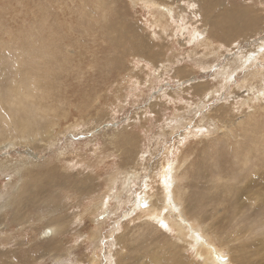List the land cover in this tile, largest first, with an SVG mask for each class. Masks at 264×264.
I'll return each instance as SVG.
<instances>
[{"label": "rangeland", "instance_id": "obj_1", "mask_svg": "<svg viewBox=\"0 0 264 264\" xmlns=\"http://www.w3.org/2000/svg\"><path fill=\"white\" fill-rule=\"evenodd\" d=\"M148 1L173 4L174 0H0V90L5 97L12 89L21 96L32 92V101L49 105V112L54 110L58 118L55 142L35 145L33 152L39 159L35 169H51L57 183L79 182V173L89 171L97 176L89 196H77L72 187L56 193L69 216L93 210L85 211L80 221L70 218L66 244L71 248L64 257L46 254L35 264H88L92 254L101 255L102 264H141L137 258L142 254L156 256L148 253L151 245L164 250L166 263L182 258V264H204L198 257L199 263L193 260L198 256L195 245L171 247L176 233L165 216L167 227L142 212L147 194L166 196L160 171L167 164L169 173L173 168L176 186L187 189L183 195L188 214L213 229L216 245L226 246L221 250L223 260L264 264V136H260L264 135V85L253 75L255 79L241 86L247 73L264 67V0H209L210 12L205 2L179 0L171 6L173 16L159 20L164 24L170 19L165 29L153 24ZM235 7L251 8L248 15H258L257 22L249 18L246 23L247 15L236 9L220 20L226 27L230 21L242 22L239 31H229L234 32L232 40L214 37L226 43L221 48L215 42L214 46L202 44L198 27L211 36V19L216 21L220 13ZM110 23H117L122 32ZM137 42L154 44L155 53L142 52L143 57L132 52ZM241 52L256 57L250 65L253 70L236 72L228 83L220 81L222 65L236 60ZM198 83L204 85L196 92L193 85ZM211 89L215 93L204 102V90ZM249 96V104H242ZM220 106L224 108L218 110ZM208 115L217 118L211 120L213 126L207 124ZM5 129L10 131V125L0 113V130ZM114 133L119 138L112 144ZM125 134L136 145H132L131 159L115 147ZM259 148L253 163L235 156ZM28 151L23 144L8 145L0 148V159H12L21 167ZM8 166L0 167V192L9 188L15 174L14 167ZM131 168L138 172L128 181L126 171ZM99 199L104 206L94 209ZM32 211L34 221L24 231L31 243L38 234L36 228L46 222L38 217V209ZM8 213L11 217V210ZM239 225L251 229L234 239L232 233L239 231ZM1 231V237L16 233ZM124 233L125 241L118 244L117 234ZM120 250L122 254L113 255ZM12 259L7 264H16Z\"/></svg>", "mask_w": 264, "mask_h": 264}, {"label": "bare ground", "instance_id": "obj_2", "mask_svg": "<svg viewBox=\"0 0 264 264\" xmlns=\"http://www.w3.org/2000/svg\"><path fill=\"white\" fill-rule=\"evenodd\" d=\"M153 1L159 2L158 0H153ZM178 1L179 0H174L173 4H176ZM200 1L206 3L208 12H210V10H213L212 9L213 3L211 1H209V0H198V2H200ZM148 2L151 3V1H148ZM159 3L160 4H157V3L152 4L151 3V9L150 10L152 11V16L154 17L153 24H155L156 26H162L165 29L167 27V25L169 24L170 19L169 18L166 19L164 24L160 23L159 20L165 19L166 16H173L174 7H171V6H173V4H171V3L163 4L162 1ZM238 8H240V7H238ZM238 8L235 7L232 9H227V11H223L222 13H220L218 15V17L216 16L217 17L216 21H215V17H213L214 19H211V22H210L211 23V29H210L211 36H209V34H205L204 30L198 27L196 34L201 38L202 44H205L206 46H207V44H209L210 46H214V42H215V43L219 44L218 47H220V46L223 47L226 43L222 45L221 43H219L217 41L223 40V41L228 42L232 38L231 36L234 35V32L229 33V31H239L240 30L239 27L241 26L242 22L239 24H236V21H230V23L229 22L227 23V24H229L228 27L223 25V23L221 22L224 17H226V16L228 17L229 15L233 14L236 11V9H237V13L239 12V14H240V12H241V15H245V14L247 15L248 19H247L246 23H248L249 18L251 19L252 23L257 22L258 15H256V16L248 15V12L252 10L251 8H249V7H247L246 9H243L242 7H241V9H238ZM193 12L195 14L198 13L197 10H193ZM242 12H243V14H242ZM203 17L206 20L208 19V18H205L204 15H203ZM203 17H201L202 21H203ZM111 26L115 27V29L117 31L122 32V29L119 26L117 27V23L111 24ZM247 28L245 30H247ZM136 34H138V32ZM214 37L217 41L213 40ZM153 45L154 44H151V46L149 44L145 45L143 42H141V44H139L137 42V44L132 48L133 49L132 52L138 53L140 56L144 55V54H142V52L147 54V52L152 51L153 53H155L152 50V48L154 47ZM259 45H261V43H259ZM146 47H147L148 51H147ZM203 54L205 55V53H203ZM215 56H216V54H215ZM147 57L150 58V60L154 59V58L149 57V56H147ZM204 61H206V60H204ZM255 61H256V57H254L253 55L249 56L248 53L241 52L240 56L236 60H233L232 62L226 63V65H224V66L222 65V68H220V70L218 69L219 70V78H220L219 80L228 83V81H230L233 78V77L231 78V76H233V74H235L236 72H239L243 69L253 70L252 67H250V65L253 64V62H255ZM247 74H249V75L245 74L246 78L244 80L242 79V81H244V82L241 83V86L245 85V84H249L250 80L255 79L253 77V75H255L257 77V79L262 84V86L264 85V67H258L256 69V71L249 72ZM242 76H244V75H242ZM191 78L192 77H190V79ZM215 79H217L216 76H215ZM222 84H223V82H222ZM201 85H204V84L198 83V84L193 85V87H195L197 90L196 92L199 91V88L201 87ZM241 86H239V87H241ZM253 86H255V85H253ZM259 86L260 85H258V87ZM31 93L28 95L27 91H26L21 96V95H19V94H21L20 92L17 91V93H16V91L14 89H12V94L9 97H5V96H3V93L0 90V113H1V115L4 114V116L6 117V122H8V124L10 125V131L8 129L0 130V148L1 147H7L8 145L16 146L18 144H23V145H26L29 147V151L26 152V154L28 153V156L23 157L22 159L19 157L21 159L20 160L21 167H18V165H16L17 162L14 163L12 159H8V158L0 159V167L2 165L3 166L10 165V167L11 166L14 167L13 171H15V174H13L14 175L13 179H11V181L9 182V188L6 189L5 191L0 192V233L1 234L3 233L1 231V229H4V230H11L12 229L13 231L16 230V233L11 235V236H9V235H5V237L0 236V264H7L8 262H10V260H9L10 258L11 259L13 258L12 260H14L16 264H35L37 259H39L40 257H42L46 254H48L50 256L51 255L56 256L58 258L64 257V255H66L71 248L69 245L66 244V235L69 232V228H70L69 226H71V225H69L70 224L69 223L70 218H72L71 219L72 221H74L75 218L77 219V221L78 220L80 221L83 218L82 215L85 213V211L93 210L91 208H86V209L82 210V213L77 214V216H75V214H74L75 217L69 216L64 211V208L66 207L65 206L66 204H64L65 203L64 200L60 197L58 198L56 193H58V191L62 192V190L65 188L70 189L72 187V188H74V190H73L74 194H76L77 196H82V197L89 196V194H92L91 189L94 188L93 186H95V183L97 181L96 180V178H97L96 173H94L93 171H89V172H86L84 174L79 173L80 174V175H78L79 176V179H78L79 182H76L77 180H75V182H73V181L68 182V179H67V181L64 180L66 182L57 183V182H55V179L52 176L53 171L51 169H49L45 172H39L37 169H35V166L39 164L38 156L36 155V153L33 152L34 148L37 147L35 145L42 143V144L47 146V145L55 142L56 138H58L57 137L58 134H56V132H55V127H56L55 125H58V123H57L58 118H56L53 115V113H55L54 110L52 112H49L50 111V107H48L49 105H46L43 103V106H42L39 102L32 101L33 94H31ZM213 93H215V90H213V89L204 90V92H203V95H205V97L203 98V100H205L204 102H206L207 99L210 100ZM199 94H200V92H199ZM42 97L45 98L44 95H42ZM255 97H257V96H255ZM251 100H252V96H249L248 98H246L242 102V104H245V103L249 104V102ZM196 104L198 105V103H196ZM202 105H204V103H202ZM33 106H35V109H33ZM223 108H224L223 106H220L218 108V110L223 109ZM8 113L10 114V116H8ZM49 113H51V115ZM226 115H228L227 111L223 114V116L226 117ZM209 119L210 120L207 121V124L210 126H213V125H211L212 123H210V122H212L211 120H215L217 118L212 117V115H211V116H209ZM218 120H221V119L219 118ZM223 123H224V121H223ZM213 124H214V126H216L215 123H213ZM254 125H256V124H254ZM257 131H259V130L257 129ZM114 135L112 138H110V142H112V144H115V142H116L115 137L118 136V138H119V134L114 133ZM131 136H132V134H131ZM260 136L263 137L264 135L262 134ZM122 138H123V140H121V138H120L118 140L119 144L116 145L115 147L122 150V153L126 154L125 156H129V158H130V153H132V150H133L132 145H135V144H133L132 140L130 139L129 136H127V134H125L124 137H122ZM254 144L256 145V143H254ZM262 146L264 147V141H263ZM262 146H260V147H262ZM116 148H114V149H116ZM259 155H260V148H259V150L255 151L253 153H250V152H248V153L245 152L242 154L235 153V156L238 159V161H245V160L251 159L252 163L256 160V158ZM211 158H213V157H211ZM19 166H20V164H19ZM169 168H170V165L167 164V165H164L162 168V171H160V176L162 175V177H163L162 181L166 180V182L164 184V187H166V189L168 190V191L165 190L166 196L164 194L163 196L158 197V193L147 194L148 195L146 198L147 200L144 201L147 203V206L142 212L145 211L144 212L145 216H149L148 219L153 217L154 218L153 221H156V222L159 221V222L167 224L164 220H162V216H165V218L168 219V221L173 226V227H171V226L170 227L172 229H174V231L176 233V237H174L175 241L172 240L173 242L171 243L172 248L176 249L180 246H184L185 248H188V246H190V245L191 246L195 245L194 249H196V248L198 249V256H194L195 257L193 259L194 261L199 263L200 261H198V258H200L204 261V264H228V262H225L223 260L222 255H221L222 254L221 250L223 251L222 248H224L226 246L223 245L222 243L219 245H216L217 243H216V239L214 238L215 236L213 237V234H211L213 229L212 228L210 229V227L208 226L207 223L202 222L201 220H199L196 217H191L190 214H188L187 206L185 205V199H184L185 195H183V193L185 194L187 192V191L185 192L186 188H183V186L178 188L176 186L175 183L177 181H174V179L172 177L173 168L170 169V173H169ZM132 170L133 169L131 168V171L130 170L126 171L128 173L127 175H130V179H127L128 181H130L134 175H137L136 173L138 171L137 170L132 171ZM222 172L225 173L224 171H222ZM229 172L226 174V176L228 174H230ZM232 173H233V171H232ZM224 175L225 174H223V176ZM62 178H64V177H62ZM70 178H72V177H70ZM115 179H116V177H115ZM187 179H189V178H187ZM111 180H112L111 182L113 183L114 180L112 177H111ZM180 180H181V178H180ZM114 182H116V181H114ZM189 182H192V181H189ZM117 183L115 184L116 187H118ZM53 184H55V185H53ZM173 184H174V186H173ZM112 186H114V185L111 184V187ZM170 189H172V191H169ZM109 190L111 191V189H109ZM161 195H162V193H161ZM139 198H141V197H139ZM144 202H143V204H144ZM139 203H135V204H137V206H138ZM94 204H95L93 206L94 209L95 208L98 209V208H101L102 206H104L102 200H100V199H99V201H97ZM33 209H38V214H39L38 217L40 219H41V217L45 218L46 222L40 228H36V229H38V234L35 237L36 239H33L34 240L33 243H31L30 242L31 240L30 241L27 240L28 232L24 233V231L29 230V228L32 226V223L34 220L31 218L30 212ZM134 209H135V207H134ZM9 210H11V212H12L11 217L9 216V213H8ZM162 211L167 212L168 216L165 215ZM41 213H42V215H41ZM144 213H142V214H144ZM142 214L140 213L139 216ZM72 224H73V222H72ZM166 226H168V224ZM219 226H221V225H219ZM15 227H17V228L15 229ZM222 229L223 228L220 227V230H222ZM250 229L251 228L248 229L244 225L243 226L239 225V231L232 233L233 238L236 239L237 235H241L244 233L243 231H246V230L248 231ZM92 234H93V232H92ZM124 234H117L115 241H118L117 242L118 244H120V243L123 244V242L125 241L126 238H124V237H126V234H125V236H124ZM244 236H246V235H244ZM231 237H232V235H231ZM5 240H6V242H5ZM232 242H233V239H232ZM46 243H48V246H46ZM40 245H43V247H40ZM126 248H128V247H126ZM142 249H144V248H142ZM163 251L161 248H158L156 246L151 245L149 250H148V253L149 254L156 253V256L154 257V255H153L152 258L151 257L148 258V257H146L148 255L142 254L137 259L139 260V262L140 261L142 262L141 264H158V263L159 264H165L166 263L165 258L167 256H165L162 253ZM172 252H173V250H172ZM196 252H197V250H196ZM118 253L122 254L123 251L122 250L116 251V253H114L113 255L117 257ZM148 253H146V254H148ZM92 255L93 256L89 257L88 264H102L101 255L100 256L96 255V254H92ZM130 256H133V255H130ZM179 257H180V255H179ZM122 259H123V257H122ZM136 262L138 263V261H136ZM182 263H183L182 258H178V259L175 258V260H171L169 263H166V264H182Z\"/></svg>", "mask_w": 264, "mask_h": 264}, {"label": "snow or ice", "instance_id": "obj_3", "mask_svg": "<svg viewBox=\"0 0 264 264\" xmlns=\"http://www.w3.org/2000/svg\"><path fill=\"white\" fill-rule=\"evenodd\" d=\"M192 7H193V8H195V7H196V5H192ZM165 227H167V226L165 225Z\"/></svg>", "mask_w": 264, "mask_h": 264}]
</instances>
